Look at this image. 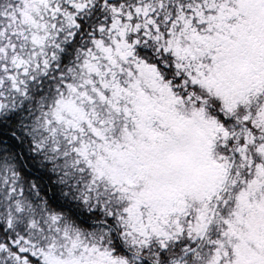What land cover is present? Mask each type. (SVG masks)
Segmentation results:
<instances>
[{
	"label": "snow or ice",
	"instance_id": "obj_1",
	"mask_svg": "<svg viewBox=\"0 0 264 264\" xmlns=\"http://www.w3.org/2000/svg\"><path fill=\"white\" fill-rule=\"evenodd\" d=\"M0 264H264V0H0Z\"/></svg>",
	"mask_w": 264,
	"mask_h": 264
}]
</instances>
